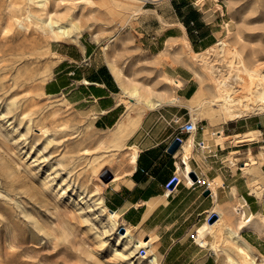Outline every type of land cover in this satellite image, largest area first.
<instances>
[{"label":"rangeland","instance_id":"374dc122","mask_svg":"<svg viewBox=\"0 0 264 264\" xmlns=\"http://www.w3.org/2000/svg\"><path fill=\"white\" fill-rule=\"evenodd\" d=\"M91 2L48 3L49 12L61 18V23L69 24L67 15L78 22L79 27L60 43L37 27L34 14L40 7L26 0L0 1V264H150L141 258L142 248L119 237L101 209L114 176L106 183L96 168L108 164L117 175L127 172V128H117L125 126L134 114L140 113L133 120L143 113L168 114L176 119L189 105L186 119L225 121L219 111L212 114L207 106L191 107L188 102L175 101L177 78L167 73L169 65H187L198 80L199 90L216 91V83L192 61L187 42L178 47L172 43L170 50L178 54H150L127 27L141 13V3ZM210 2L216 15H227L219 39L227 38L230 25V44L236 45L240 38L237 46L243 56L264 72V0ZM82 34L102 48L113 73L114 68L121 70L132 88L160 105L152 110L144 100L133 97L130 101L134 104L126 102L120 125L106 128L94 126V115L77 113L62 99L45 95L43 84L59 74L60 56L54 49L77 42ZM171 54L177 56L171 58ZM259 117L264 114L248 119ZM38 126L47 127L49 133L41 134ZM236 217V213L232 218L224 217L225 225L235 223ZM262 221L254 219L252 225ZM129 228L135 237L146 239L145 232ZM218 233L214 237L218 247L238 259L230 249L233 241ZM155 252L158 254L157 248ZM221 257L224 261L226 255Z\"/></svg>","mask_w":264,"mask_h":264},{"label":"crops","instance_id":"0c3cea01","mask_svg":"<svg viewBox=\"0 0 264 264\" xmlns=\"http://www.w3.org/2000/svg\"><path fill=\"white\" fill-rule=\"evenodd\" d=\"M211 2L140 0L141 13L127 27L150 54H178L169 47L187 41L191 51L199 54L220 40L226 24L227 15H216ZM101 49L83 34L77 42L59 44L54 49L60 56L59 74L43 84V92L62 99L77 113L94 115L95 127H117L126 102L134 104L130 101L134 98L124 92ZM167 73L182 84L177 86L178 98L174 100L190 103L199 91L193 71L178 63L175 68L169 65ZM188 106L183 107L187 112ZM187 112L182 114L181 124L191 117L185 118L190 115ZM139 114L125 124L126 146H136L140 151L137 163L108 183L106 206L120 215V225L148 234L149 249L157 254V248L160 264H225L222 254L212 247L217 245L214 236L203 239L206 246L198 233L207 232L210 216H217V220L220 214L232 218L240 207L246 217L264 219V117L248 119L258 116L251 113L233 121L202 118L196 121V132L180 134V125L173 122L175 116L143 113L138 121L133 120ZM178 136L182 142L170 152ZM191 139L194 147L190 173H197L209 184L208 188L188 184L183 175L187 171L183 156ZM179 170L182 178L173 189L168 188ZM239 235L240 241L251 247L255 264H264V221L242 227Z\"/></svg>","mask_w":264,"mask_h":264},{"label":"bare ground","instance_id":"6f19581e","mask_svg":"<svg viewBox=\"0 0 264 264\" xmlns=\"http://www.w3.org/2000/svg\"><path fill=\"white\" fill-rule=\"evenodd\" d=\"M26 1L41 8L39 12H36V14H34V17L37 20V27L43 31L44 35L53 38L56 42L67 39L70 36L71 31L76 30L79 27L77 25L78 22H75L73 16L67 15V17L65 18L69 19V24H63L61 23V18H55V15H53L54 13L52 14L51 12H49V2L53 1L56 3L60 1L63 2L65 0ZM85 1L92 3L91 1L94 0ZM112 1L113 0H98L97 3L101 2L105 5H108V3H112ZM130 1L140 3V0H129V2ZM115 7L117 6L115 5ZM226 33L228 34H226V39H220L215 45L202 53L197 54L190 50L192 61L198 62L199 65H201L205 73H207L213 80V82L216 83L215 90L217 91H215V93L213 91L204 92L200 89L190 100L191 107L194 105H200L201 107L207 106L210 110V113L212 114L215 113L214 111H219L225 121H233L237 118L247 116L251 113H254L255 115L264 114V72L257 65L248 63V59L243 56L242 52L237 46V44L241 41L240 38L237 39L236 45L230 44L228 40L233 35V31L231 30L230 25L227 26ZM113 71L127 95L132 98L138 96L140 98V101L144 100L146 106L149 109H154L155 107L160 105L159 102L156 104L155 101L147 95L141 96L139 89L132 88L131 84L125 80V75L121 70L114 68ZM176 84L177 86H179L178 83ZM139 119L140 117H138L135 121H138ZM123 128L125 129V126H122L121 124V126L117 128V131H120L121 129L123 130ZM37 131L45 135L49 133V130L45 126H38ZM113 142H115V140ZM193 147L194 142L193 139H191L189 145L186 146V152L183 156V159L187 164V171H184L183 175L186 177L187 182L190 185L194 182V179L192 178L190 173L191 166L189 164V159L192 156L191 152ZM129 150L130 151L126 152L125 160L129 165L134 166L137 163L140 151L136 146L130 147ZM84 151L86 152L88 150L85 149ZM96 170V172L98 173L97 175L103 174L105 171H110V165L105 164L101 167L99 166L98 169L96 168ZM111 173L114 175V178L118 177L115 171ZM176 177L178 178V180L182 178L181 170L178 171ZM256 189H261L259 184H256ZM102 200L103 205L101 209H103V211L107 213L108 220L114 227L117 228L119 237L123 240L126 239L129 242H133L137 248H142V251H145L141 254L142 259L148 260L150 264H159L157 254L152 253L149 249L148 240L145 238L135 237L131 234L129 227H123L122 225H120V215L118 213L110 211L104 202V198ZM236 214L239 215V217L235 218L236 222L232 223V225H225L224 214H220V218L215 222L207 223V232L198 233L199 240H203V236H205L206 234H211L215 237L217 236L218 232H222V236L225 237L227 235L225 238L226 241H233L234 245L230 249L234 250V252H236L239 256V258L237 259L232 253L227 252L226 249H221L220 247H218V245L213 244L212 247L218 254L226 255L225 264H255V259L251 255V247L243 241H240L239 235V230L242 227L251 225L255 217H246L245 214L242 213ZM121 229H124V232H120ZM224 231L227 232L224 233ZM205 243L203 240L204 245H206Z\"/></svg>","mask_w":264,"mask_h":264},{"label":"built area","instance_id":"2783aa9c","mask_svg":"<svg viewBox=\"0 0 264 264\" xmlns=\"http://www.w3.org/2000/svg\"><path fill=\"white\" fill-rule=\"evenodd\" d=\"M174 123L180 125L179 126V133L180 134H184V133L185 134L186 133L192 134V133L197 131V123L191 117L185 123H182V124L180 123V118H176V119H174ZM177 138H179L181 140V138L179 136ZM181 142H182V140H181ZM195 175H196V180H194L193 184H191V185L192 186L200 185V186H205L206 188H208L209 184L204 179H202L197 173H195ZM236 212L243 214L242 207L238 208L236 210ZM210 217H209V219H210Z\"/></svg>","mask_w":264,"mask_h":264},{"label":"water","instance_id":"95a60500","mask_svg":"<svg viewBox=\"0 0 264 264\" xmlns=\"http://www.w3.org/2000/svg\"><path fill=\"white\" fill-rule=\"evenodd\" d=\"M181 140L179 138H177L171 145L170 147V152L175 151V149L180 145ZM113 174L110 171H105L102 175L101 178L103 179L104 182L108 183L109 181H111L113 179ZM191 176L194 180H196V175L195 173H191ZM178 182V178L177 177H173L171 179V181L168 183V188L173 189L176 184ZM209 191L206 190L205 191V195H208ZM217 220V216L213 215L210 219H209V223H213ZM121 232H124V229H121Z\"/></svg>","mask_w":264,"mask_h":264}]
</instances>
